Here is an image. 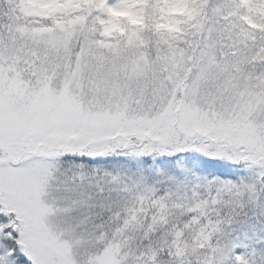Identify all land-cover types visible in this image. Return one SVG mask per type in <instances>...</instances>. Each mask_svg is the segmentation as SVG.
Instances as JSON below:
<instances>
[{"label":"snow or ice","instance_id":"obj_1","mask_svg":"<svg viewBox=\"0 0 264 264\" xmlns=\"http://www.w3.org/2000/svg\"><path fill=\"white\" fill-rule=\"evenodd\" d=\"M0 264H264V0H0Z\"/></svg>","mask_w":264,"mask_h":264}]
</instances>
